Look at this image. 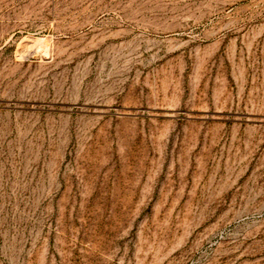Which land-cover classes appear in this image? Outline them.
Wrapping results in <instances>:
<instances>
[{
  "label": "rangeland",
  "instance_id": "1",
  "mask_svg": "<svg viewBox=\"0 0 264 264\" xmlns=\"http://www.w3.org/2000/svg\"><path fill=\"white\" fill-rule=\"evenodd\" d=\"M0 264H264V0H0Z\"/></svg>",
  "mask_w": 264,
  "mask_h": 264
},
{
  "label": "bare ground",
  "instance_id": "2",
  "mask_svg": "<svg viewBox=\"0 0 264 264\" xmlns=\"http://www.w3.org/2000/svg\"><path fill=\"white\" fill-rule=\"evenodd\" d=\"M41 41V40H40ZM42 42V41H41Z\"/></svg>",
  "mask_w": 264,
  "mask_h": 264
}]
</instances>
